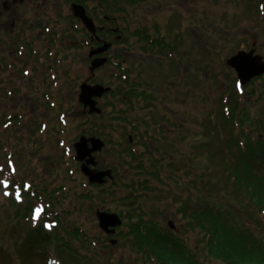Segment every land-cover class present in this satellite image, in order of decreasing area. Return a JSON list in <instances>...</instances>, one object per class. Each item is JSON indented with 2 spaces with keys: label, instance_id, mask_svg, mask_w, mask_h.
Wrapping results in <instances>:
<instances>
[{
  "label": "rangeland",
  "instance_id": "1",
  "mask_svg": "<svg viewBox=\"0 0 264 264\" xmlns=\"http://www.w3.org/2000/svg\"><path fill=\"white\" fill-rule=\"evenodd\" d=\"M3 1L5 0H0V39L7 38L8 42H12V39L18 41V35L22 33H26V38L36 34L33 37L35 39L33 42L41 52L37 54L36 51L25 49V54L28 55L22 57L17 54L11 55L5 52V48L3 50L0 48V62L2 63L0 66V115L1 113L10 115L18 113L20 115L15 121L7 124L5 131L3 130L4 126L0 123V145L4 143L5 148V151L0 148L1 156L2 152L8 153L9 150L16 149V154L13 157L20 171L15 175V180L30 181L39 194H42L41 188H45L44 185L49 187L50 192L58 190V193H62L67 185L80 187L67 189L64 197L53 199L51 207L58 212L57 218L55 216L56 221L59 220L63 226L58 225L59 234L56 237L51 236L53 238L43 242L39 239L38 231L32 235L29 233L30 226L28 224L32 223L28 217H25L29 216L25 215L28 214L25 205L20 207L17 203L11 204V197L4 196V190L0 185V220L3 215L5 219L8 218L7 224L4 222L3 225H0V264H10L6 261V257L9 259L8 249L11 245L17 248H15L17 252L15 264H46L47 257L56 258L55 245L60 244L61 248L67 250L68 241L74 240L73 237L68 238L65 232V218L82 227L81 230L85 231V236L79 238L90 240V244L94 246L89 250L84 248L80 242L76 245L69 243L67 247H74L81 256L85 254L86 257L82 256L84 259L79 257L76 262L70 264H143L139 261L141 254L125 249L126 239L124 234L119 236V233L126 229L119 228L113 234L115 235L113 237L119 236L121 240V243L114 247L113 243H109L108 238L105 239L104 233L97 226L96 209L114 211L115 208L121 209L122 207L127 212L130 208V212L134 215L143 212L165 228H167V218L173 220L176 225V233L187 239L188 247L201 250L199 246L194 245L196 238L193 234L185 232L187 230L186 219L182 215V200L185 199L182 196L188 194V188L185 185L182 186V180L200 172H208L212 176L219 172L208 168L206 147H204L200 135L194 132L202 128L200 124L202 115H206L214 105L219 104L222 93L224 94L221 97V102H224V97L231 89L222 85L225 73L227 72L228 76L230 74V69L225 68V62L223 64L222 59L224 57L225 60L227 57L224 55L233 51L234 45L237 43L236 40L242 35L243 29L240 26L244 23L245 11L239 8L224 11L226 4L224 0H104L117 3L119 7L117 12H113L117 18L111 20V26L118 27L117 33L114 35L110 33V38L115 39L112 57L116 58L117 55H120L119 58L124 61L129 79L133 80L138 93L143 92L146 97L147 94L144 91L151 88L162 97L159 107L154 111H148V100L143 96L134 97L135 104L128 102L120 95L111 98V101L121 105L125 112L126 120H120L117 118L116 111L112 112L113 105H108L110 97H107L106 102H103L104 98L99 100V106L107 110H103L100 117L93 115L87 117L88 115L82 110L81 104L77 102L79 83L86 79L89 83L108 84L112 82L119 87L126 84L128 80L122 82L119 75H113L112 64L92 76L88 68L90 59L87 55V46L80 45L83 41L82 37L86 38L87 34L84 31H73L69 25H65L61 16V12L66 11L65 7H60L62 0H29L28 3L26 0L24 4L20 2L10 4L9 0H6L9 1L8 3H3ZM123 6L126 9L122 8ZM53 8L57 11L58 17L54 23L47 25L49 34L45 33L47 28L42 29L40 26L41 30L38 25V27L34 26L33 30L29 29L26 24V19L32 16V13L28 12L29 10H39L38 13L42 10L43 13L44 10ZM67 9L70 11L68 7ZM126 10L130 12V15ZM67 21L70 23L68 19ZM75 22L79 24L80 21L74 20L73 24ZM57 23L60 26L58 30L61 31L57 30L56 33H53ZM136 28L143 29L137 30ZM182 31L186 32V39L182 37ZM234 35L235 40L232 45L222 44L223 38ZM51 38V42L48 43ZM165 41L168 43L166 48H164ZM76 43L78 44L76 45ZM47 45L51 46L55 56V58H49L48 61L44 59L43 52V48ZM159 47H161L160 52L157 51ZM163 49L167 53L168 50L177 52L178 55L182 52L181 69L177 68L176 62L170 61L171 57H167L168 54L166 56ZM49 66L51 70H56L58 83H55V80L51 78L50 71L47 70ZM27 67L29 72L28 76H25L21 70ZM218 69L221 70V73L218 72ZM204 81H206V85L201 86ZM224 83L226 84V79ZM12 88H20L22 92H13ZM5 89L11 90L8 96L6 95L8 91ZM246 94L244 96L246 99H253L246 109L250 110L252 115L264 116V112H261L255 100L259 96L258 91L255 90L254 93L247 91ZM216 95L219 100L215 104ZM238 95L242 96L243 94L236 91V98ZM119 97L121 101L118 100ZM47 98L50 100L46 101ZM50 102H54L55 106L62 102L61 110H58ZM50 106L54 109L51 110ZM65 106H68L69 109H65ZM115 107L117 110L118 106ZM168 111H174L178 115L177 121L182 119L180 130L169 131L170 127H176L175 123L164 126L160 121L161 114ZM60 112H64L66 125L58 123ZM167 114L164 115L165 120L168 119ZM67 117L70 124H68ZM138 117L151 118L156 124L157 121H160L159 125L164 126L167 135L169 132H173L169 140L165 138L163 132H158V136L163 135L159 136L152 144L154 147L162 149L165 147L170 157L167 163L163 162L162 157L149 158L146 152L140 154L142 155L140 158H137V155H132L133 160L130 158L131 161L127 162L124 160L125 155L116 150L117 146L114 142L116 137L112 136L124 139L129 133L133 134L127 123L128 120ZM105 119H107V123H104ZM43 123L45 124L42 128ZM55 126V131H53ZM246 126L250 128L249 132L253 136L259 135L263 129L262 124L257 121L253 124H246ZM124 127L127 128L126 133L122 131ZM151 127L148 125L146 128L147 135L153 134L150 130ZM60 130H64L63 133ZM100 132L106 135V138L113 140L107 144L104 143L100 150L91 153L94 162L100 161V164L107 165L108 169L120 163L126 164L127 167L120 174L122 184L112 185L108 191L107 187L112 182L107 183L103 191L93 187L96 198L87 204L84 201L87 198H83L89 197V189L93 183L85 184V180H83L85 176L79 169L80 165L86 164L83 160L74 161L73 152L72 155L66 154L64 146H69L74 151L73 144L81 134L98 136ZM199 133H203V131L201 130ZM62 140L65 142L64 145L60 144ZM6 141L12 142L13 147H8ZM124 141L126 140L124 139ZM137 144L140 145L138 149L143 145L141 141H137ZM151 169L161 170L160 176H143ZM257 169L264 172V163L259 164ZM113 174L115 179L120 178L114 169ZM109 175L112 173L109 172ZM132 176L140 179L141 182L133 181ZM4 177L7 179L10 178V175L6 172ZM141 187L153 188L146 196L137 198L141 205L146 206V213L140 207L129 204L135 197L136 189ZM111 190L116 192L113 196ZM212 192L220 194L219 199L224 200L218 187H214ZM43 198L46 200V197L43 196ZM26 200L24 199V201ZM125 200H128V203H124ZM34 201L33 198L30 200V202ZM77 205L80 206V210H77ZM235 208L239 209V206L237 205ZM247 211H238V214L243 220L247 217L248 226L264 236L258 216L253 217L252 210L250 215L246 214ZM33 213L36 216L39 213L38 208ZM30 217H32L31 213ZM262 220L263 218L260 217V221ZM52 227V224L46 225V231L53 233L56 228ZM42 230L45 231L44 228ZM60 234H63L67 241L59 240ZM29 235L31 239L37 237V241L41 240L42 244L40 245L39 242L22 244ZM96 235H98L97 239ZM12 238L16 243H13ZM49 244H51L49 250L52 252L48 255L49 250L47 252L45 250ZM202 259L207 264H214L205 257Z\"/></svg>",
  "mask_w": 264,
  "mask_h": 264
},
{
  "label": "trees",
  "instance_id": "2",
  "mask_svg": "<svg viewBox=\"0 0 264 264\" xmlns=\"http://www.w3.org/2000/svg\"><path fill=\"white\" fill-rule=\"evenodd\" d=\"M68 1V0H66ZM102 3V2H101ZM108 5H110L108 3ZM113 12L117 9H113ZM122 8L126 9L125 6ZM50 10L44 11L42 18H48ZM56 30H52L56 33L59 26L55 25ZM49 34V32H46ZM1 45L5 46L6 41L0 39ZM45 58L46 55H45ZM49 57L46 59L48 60ZM51 68L50 66L48 67ZM54 75V74H53ZM55 77V75H54ZM128 83V84H127ZM127 84V85H126ZM124 85H118L112 87L110 91V98L108 99V105L112 107V112L116 111L118 104L111 101V98L120 97L131 98L137 97L138 90L135 87L133 80H128ZM13 92L21 93V89H11ZM6 91V89H5ZM234 91L228 93V97L225 98L223 103L216 105L215 109L210 110L206 115H202L200 124L201 130L195 131L197 135H200L201 140L204 142V147L207 151V165L212 171L217 172L215 176L208 174V172H200L197 175L192 174L189 178L182 180V186L185 185L188 188V194L182 196L185 200H182V215L186 219V231L193 234L196 238L194 245L200 247L201 250H194L188 247L187 239L180 237L179 234L165 228L163 229L155 220L150 219L149 216H137V222L131 225L132 229V242L131 250L137 254H141L140 262L143 264H207L202 257L209 259L214 264H264V236L256 233L252 228L248 226L247 217L243 220L239 216L238 211L251 214L253 211V217L258 216L261 228L264 231V172L258 171L259 164L264 163V116L252 115L250 110L245 108V104L232 96ZM7 96L9 93L6 94ZM223 94L220 95V101ZM119 97V101H121ZM258 101H262V104H258L261 112H264V87L261 93H259ZM58 110H61L59 106H56ZM53 110L54 107L50 106ZM105 111L106 108H105ZM98 116L91 114L90 116ZM105 115V114H104ZM18 113L13 115L4 113L0 115V123L5 127L11 121H15ZM261 123L263 126L259 135L253 136L250 128H247L246 124H253L254 122ZM146 122V121H145ZM150 124V123H148ZM133 125V124H132ZM247 128V129H246ZM147 131V130H146ZM143 141V145L140 149L149 152V144L151 140L140 134ZM144 138V139H143ZM154 142V141H153ZM8 147H13V143L6 141ZM5 151L4 143L0 145ZM130 153L129 156H124V160L133 154L130 151V147L127 148ZM16 154V149L11 150L10 154L2 152L0 153V182L2 183L6 178L4 173L11 171L15 159L13 156ZM64 157V156H62ZM126 161V160H125ZM4 163V164H3ZM17 169L19 167L15 163ZM116 165V164H115ZM127 165L120 163L113 166L118 177ZM206 167V166H205ZM207 168V167H206ZM161 170L154 169L152 172L145 173L143 176H155L159 177ZM132 176V180H134ZM122 184V179L116 178ZM121 180V181H120ZM3 185V184H1ZM15 185V183H14ZM96 186V185H94ZM41 188V193L31 185L28 181V188L26 190V201H20L19 204L15 198L11 195L10 203L24 206L30 211L34 208L35 203H41L45 208V213H51L52 219L56 220L58 212L53 210L51 204L54 198L64 197L67 189L75 188L67 185L62 193H58V190L50 192L49 187L45 186ZM214 187H218L221 196L224 200L219 199V195L213 191ZM13 189H16L14 186ZM150 187L137 188L134 192L135 197L141 198L146 196L148 192L152 191ZM30 193V195H28ZM31 196V197H30ZM46 197V200L43 198ZM113 196V194H112ZM29 197V198H28ZM34 202H30V200ZM87 198V199H85ZM93 198H96L93 188H90L89 197H84V201L88 204ZM15 201H13V200ZM58 200V199H57ZM82 201V200H81ZM80 201V202H81ZM61 202V200H59ZM136 204L138 202L134 201ZM237 205L239 206L238 208ZM77 210H80V206L77 205ZM67 213V212H66ZM241 215V214H240ZM56 216V218H55ZM27 217V216H25ZM260 217L263 218L260 221ZM29 220V219H28ZM30 221V220H29ZM246 221V222H245ZM4 222L8 223V218L0 220V225ZM58 225L62 227L60 221L57 220ZM56 226V230L53 233H43L41 226L32 227V224H28L29 233L31 235L38 231L39 239L43 242L48 239L56 237L59 234V226ZM82 227L75 225L73 222H69L65 218V232L69 237H73V241L69 243L76 245L78 242L82 243L83 247L90 250V247L94 248L90 244V240L79 238L85 236V231L81 230ZM36 229V230H35ZM98 238V235L95 236ZM13 239V238H12ZM59 240L67 241V238L60 234ZM37 237L31 239L29 235L24 241V245L33 244L42 241ZM13 243L16 241L13 239ZM12 243V244H13ZM60 245V244H59ZM58 244L55 252L60 264H70L76 262L79 257L86 258L85 254H79L74 247L61 248ZM12 247V245H11ZM16 247L8 251V257L6 261L10 264H15V258H17ZM17 249V248H16ZM25 249H28L25 247ZM24 249V250H25ZM148 260H147V258ZM83 258V259H84Z\"/></svg>",
  "mask_w": 264,
  "mask_h": 264
},
{
  "label": "flooded vegetation",
  "instance_id": "3",
  "mask_svg": "<svg viewBox=\"0 0 264 264\" xmlns=\"http://www.w3.org/2000/svg\"><path fill=\"white\" fill-rule=\"evenodd\" d=\"M9 1L5 0V1H3V3L9 2L11 4V3L20 2V3L24 4L26 0H9ZM47 1H50V0H47ZM224 1L226 2V4L224 5L225 6L224 11L232 9V8H239V9H243L246 13V17H243L244 23L240 26V28L243 29V31H242L241 37L238 38V39H240L238 42L239 48L243 49L244 51H246L248 53L252 52L253 56L258 55V56L262 57V60H263L264 59V0H224ZM28 2H29V0L26 1V3H28ZM85 4L87 5L88 2H86ZM92 6L98 7L99 9L103 8L106 10L105 6L101 4L100 0H92ZM47 10L51 11V10H55V8L47 9ZM47 10H44V11H47ZM260 10L263 13L261 15H258L257 12ZM38 11H34V9H31L28 11V12L32 13V16L28 17L26 19V24L29 26V29H31V30L34 29V26H36V27L39 26V28H40V26L42 25V20H43L42 14L43 13H42V10H40V13H38ZM86 12L93 19V22L95 24V31L93 32V34H91L89 31H87L81 25L80 28L82 30H84L87 35H86V38L82 37L83 41H81L80 45L81 46H87V55H88V59H90V65L88 68H89L90 72L92 73V76H94L96 72L101 71L106 66L116 63V60L113 59V57H112V48H113V44H114L113 43L114 38L113 37L110 38V36L106 37V32H107L106 21L108 18L106 14H100V13L96 12L95 10H94V14H92L91 11H89V10H86ZM214 20H216V19L214 18ZM216 30H218V28H216ZM115 31L116 32H112L113 35L118 32V29H115ZM18 36H19L18 41H14L12 39V42H8L7 38H6L5 39V41H6L5 46L1 45V43H0V45L2 46V50L5 48V52H8L11 55L17 54L18 56H22V57H25L28 55V54H25L26 53L25 49H28L29 51H31V49H35L38 53L41 52V50L36 48V45L33 42L35 40L33 37H35L36 34H34L32 36L30 41L27 40L26 33H22L21 35H18ZM18 36H15V37H18ZM234 40H235V35L231 36V37H225L222 39V44L226 43V44L232 45ZM77 44L78 43H76V45ZM107 44H110V45L106 48L105 46H107ZM41 48H43V47H41ZM43 52L47 58L51 57V52L54 54V52L51 49V46H49V45H47L45 48H43ZM47 58H44V59L46 60ZM94 59H98V61H99V59H104V61L102 63H100V66H98L92 70V69H90V66H91L92 61ZM179 77H182V75H179ZM86 80L82 81L81 83L85 82L89 85H96V84H100V85H104V86L108 85L107 83H100V82L89 83ZM177 80H178V77H177ZM81 83H79V85ZM149 94L152 97V99L150 101L153 104L148 108V111H154L155 109H157L159 107V103L162 100V97L155 90H153L151 88L149 89ZM103 98H104L103 102H106L107 101V95L103 94L99 99H97L98 106H99V100L103 99ZM82 108H84V107H82ZM84 109L86 110L87 107ZM166 113H168L167 116L170 117L172 122L164 123V121H162L161 117H164V115ZM177 116L178 115L174 111L173 112L172 111L163 112L160 116V121L162 123H164V126H166V125L170 126L169 123L178 124V127H175V126L173 128L170 127L169 131L172 129L180 130L182 128V119L177 121V118H176ZM160 121H157V124H156L155 122H153V120L151 118H146V117L141 118V120H140L141 130L144 129L143 126L146 125V123H150V125L152 126L150 128V130L153 132V134H148V135L143 134V135L145 137L146 136L156 137L155 139L149 138V140H151V141H156L158 139V137L163 135V134H164V136L171 138L173 132H169L168 135L166 133L160 134L159 136L157 135L158 132L162 133V128H164V126L159 125L161 123ZM133 141L134 140H131L129 142L132 143ZM99 162L100 161H97V167L99 169H101L99 167ZM169 220L170 219L167 218L166 223H168ZM167 229H169V228H167ZM169 230L173 231L174 233L177 232V231H175L176 227H174V229H169ZM176 234H178V233H176Z\"/></svg>",
  "mask_w": 264,
  "mask_h": 264
},
{
  "label": "water",
  "instance_id": "4",
  "mask_svg": "<svg viewBox=\"0 0 264 264\" xmlns=\"http://www.w3.org/2000/svg\"><path fill=\"white\" fill-rule=\"evenodd\" d=\"M73 14L77 17H80L84 24L89 28L93 29L92 21L89 19L85 13L84 9L80 5L74 4L72 6ZM232 66H234L237 70L238 77L245 83L254 75H258L264 72V66L259 65L253 59L250 61L241 55H236L228 60ZM98 62L94 60L92 62V67H96ZM81 92L79 95V100L84 103V105H89L90 112H100V109L96 106V102L92 99L93 96H100L103 92L108 91L109 88H105L102 86H90L86 83H83L80 87ZM88 142L91 143V146L88 147ZM103 145V142L97 138H85L81 137L79 141L74 144L76 149L75 158L77 160H82L85 158L86 155L91 154V152L95 150H100ZM92 156H90L86 161L88 163H92ZM81 170L89 176L90 182H98L101 183L103 181V175L109 174V170L107 171H100L95 172L88 168L87 165H82ZM97 217L99 220V226L106 229L107 225H115L119 223V219L116 214L114 213H107L104 211H97Z\"/></svg>",
  "mask_w": 264,
  "mask_h": 264
}]
</instances>
